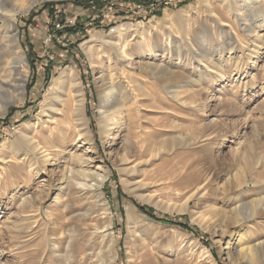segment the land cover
Listing matches in <instances>:
<instances>
[{
  "label": "rangeland",
  "instance_id": "obj_1",
  "mask_svg": "<svg viewBox=\"0 0 264 264\" xmlns=\"http://www.w3.org/2000/svg\"><path fill=\"white\" fill-rule=\"evenodd\" d=\"M94 1L0 0V264H250L241 243L264 241V0H171L108 28L90 18L112 0ZM18 4L30 8L7 28ZM74 15L87 38L46 44L54 20ZM14 49L23 84L1 76ZM111 90L120 111L108 114L124 123L107 134Z\"/></svg>",
  "mask_w": 264,
  "mask_h": 264
},
{
  "label": "bare ground",
  "instance_id": "obj_2",
  "mask_svg": "<svg viewBox=\"0 0 264 264\" xmlns=\"http://www.w3.org/2000/svg\"><path fill=\"white\" fill-rule=\"evenodd\" d=\"M17 1V0H16ZM30 1V0H29ZM38 1V0H32V3H31V6L32 4L34 5V3ZM27 3V2H26ZM22 5H24V2L20 3ZM22 5H17V9H15L13 12H10L11 15L9 16L10 18V22L8 23V26L7 28H11V27H15L14 25V22L12 21L15 17V14L18 12V11H27L30 6L27 7V4L26 6H22ZM7 19V18H6ZM123 29V28H122ZM122 29L121 28H118V32L120 33V35L118 36H121L122 35ZM112 40V39H111ZM16 41V40H15ZM120 41V40H119ZM111 44L115 45V46H119L121 48L122 44H119V42H116L115 39L114 41H111L110 42ZM84 47V50L85 52L87 53V55L89 56V59L91 61L92 64H94L95 62V46H92V45H89L88 43L83 46ZM9 50V49H8ZM2 56V55H1ZM6 59H4V63H7V67H4V72L1 74V76H8V77H13L14 79V76H15V81H20L23 83L26 82V79H27V74L21 69V68H27L28 65H26L27 63V60L24 56V53H22L21 51H17V50H12L10 52H8V55L6 54ZM4 57V56H3ZM2 59V58H1ZM1 61V60H0ZM150 64V63H149ZM20 70L22 72H20ZM16 75L19 76V78L16 77ZM65 80L68 82V81H71L73 80L74 78V72H65L63 74ZM61 77V76H60ZM1 79V78H0ZM63 80V79H62ZM9 82L11 80H8ZM6 80H1L0 81V89H4L3 86H7L6 85ZM22 87V89H24V86L25 85H20ZM19 86V87H20ZM54 86L56 87V80L53 82V85H52V88H54ZM109 89V88H108ZM110 90V89H109ZM23 92V91H22ZM116 93V92H115ZM50 94V93H49ZM56 95V94H55ZM107 99L103 102L105 104V109L102 110L101 114H102V121L101 123L103 124V130L105 132H107V134H109L111 131H113L112 129L113 128H108L112 125H117L118 127V124H122L124 123V118L121 116V117H117L116 115L114 117H112L111 114H108L110 113V111H120V106H118L119 104V100L117 99V97L115 96L114 92L111 90L109 92V94L107 95ZM55 97V96H54ZM57 97V95H56ZM46 107V103L43 102V109ZM46 114L48 116V118H51L52 117V113L53 111L56 109L54 106H47L46 108ZM116 109V110H115ZM43 111V110H42ZM56 111V110H55ZM73 115H82L83 116V112H84V109H83V105L82 103H79L78 105H75L74 108H72V111ZM59 113V112H58ZM56 115V114H55ZM43 116V115H42ZM82 121L84 122V125H87V122H86V119H85V115L81 118ZM51 120V119H50ZM52 122V121H51ZM35 127H37V125H35ZM38 128V127H37ZM120 128V127H119ZM87 129H88V126H87ZM112 133V132H111ZM111 135V134H110ZM32 143H33V146L35 148H38V150H40L41 154H42V151H41V147H40V143L37 142L35 139H32ZM48 155H45L44 157H46ZM50 161V158L49 157H46V159L44 160V162H48ZM98 176V175H97ZM100 177V176H99ZM106 177V173L103 174L99 179L98 181H96V184L94 186H96L98 189H100L102 186H103V182H104V179ZM94 189V188H93ZM101 200V199H100ZM189 203V199L187 200L186 202V206L187 204ZM183 209L182 211L186 210L185 208V204L182 206ZM235 209H233L234 211ZM130 212V211H129ZM129 214V213H128ZM254 216V215H253ZM252 217V216H251ZM111 228L109 226H106L104 231H103V238L104 239H107L109 242L106 244V252H108L109 254H111L113 252V248H114V239L112 238L113 236V231L110 230ZM241 243V242H240ZM239 243V244H240ZM242 244L241 243V247L239 249V253L247 259V261L250 263V264H258V262L260 261L259 260V256L261 255V252H263L264 250H261V249H264V241L262 243H255V244H249L247 245L246 248H243L242 247ZM53 247V246H52ZM230 255V253H229ZM264 256V254H263ZM260 264H262L260 262Z\"/></svg>",
  "mask_w": 264,
  "mask_h": 264
},
{
  "label": "built area",
  "instance_id": "obj_3",
  "mask_svg": "<svg viewBox=\"0 0 264 264\" xmlns=\"http://www.w3.org/2000/svg\"><path fill=\"white\" fill-rule=\"evenodd\" d=\"M170 1L171 0H162L161 5L163 9ZM158 10L159 8L156 4L145 5L143 2L138 0H112L111 6L109 7L108 11L99 12L98 14H95L96 16L90 18L91 21H95V24L90 23V27L92 26V28H101L106 26V28H108L111 23L117 22L120 18L128 17L130 19H133L135 17L143 19L155 15ZM77 22V15L57 17L52 23V32H50L48 36H46V44H48L53 38L60 41V39L64 40L66 38H69L70 36H75L74 34H68L66 30L68 28L76 26ZM90 27H86L85 25L78 33L87 34L89 30L92 29ZM111 28L114 29V26H112Z\"/></svg>",
  "mask_w": 264,
  "mask_h": 264
},
{
  "label": "trees",
  "instance_id": "obj_4",
  "mask_svg": "<svg viewBox=\"0 0 264 264\" xmlns=\"http://www.w3.org/2000/svg\"><path fill=\"white\" fill-rule=\"evenodd\" d=\"M98 0H95L94 2H97ZM137 1V0H134ZM143 2L145 5H150V4H156L159 8V10L157 11V13L155 15H161L163 12V7H162V0H138ZM192 0H182V2L178 3L176 6L181 7L184 6L186 4H188L189 2H191ZM53 6V4H52ZM52 10H54V8H51ZM83 28V24H81V22H77L76 26L68 28L66 31L68 34H74L77 35L78 38H87V34L86 33H81L79 34L78 32ZM118 196H124L123 192L121 191L120 187H119V192H118ZM132 202L134 203V205L140 209L143 213H145L146 215L150 216L153 219L159 220L161 222H165V223H170V224H177L173 219L169 218V217H160L158 216L154 210L148 206L142 205L140 203H138L135 200H132ZM180 226H182L184 229L186 230H191V231H195V228L192 227L188 222H183V223H178Z\"/></svg>",
  "mask_w": 264,
  "mask_h": 264
}]
</instances>
